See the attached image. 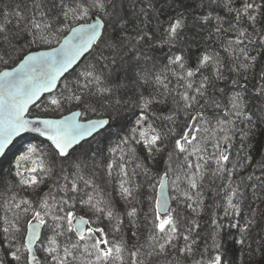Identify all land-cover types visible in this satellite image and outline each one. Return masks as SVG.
Returning <instances> with one entry per match:
<instances>
[{"label": "trees", "instance_id": "1", "mask_svg": "<svg viewBox=\"0 0 264 264\" xmlns=\"http://www.w3.org/2000/svg\"><path fill=\"white\" fill-rule=\"evenodd\" d=\"M34 2L41 7L35 8ZM65 2L70 6H87L86 0ZM247 2L252 0H118L116 10L123 19L116 24L110 15L112 9L108 15L90 10L87 16L77 18L69 13L64 20L59 16L60 8L52 7V0H0V27L4 29L0 32V71L13 67L33 50L58 45L73 26L88 22L95 15L108 22L98 45L62 80L57 91L46 95L31 109L30 115L59 117L80 109L83 119H111L106 133L96 136L81 158L72 155L79 152V146L64 165H59V158L53 163L54 148L47 140L30 134L20 138L13 151L1 161L2 264H27L26 226L33 220L34 210L44 211L40 207L42 200H47L50 212L45 216L43 235L37 245L40 264H55L46 251L51 238L60 244L56 255L65 259L66 264H98L91 248L93 241L79 240L75 232L66 230V221L53 219L69 210L75 216L88 217L89 227L103 228L109 246L122 249L121 259H112L106 264H133V261L136 264H211L217 255L221 257V264H264V93L259 91L264 87V0H254L262 6L254 27L246 17L235 19L237 10L242 12ZM4 13L8 14L7 18ZM41 13L47 14L43 22L52 23L53 30L51 34L43 33L46 41L32 43L29 20L34 16L41 22ZM209 13L210 22L199 19ZM177 17L183 19L184 27L173 40L168 30ZM221 23L228 31L217 34L214 28ZM230 24L236 30H230ZM241 29L252 41L246 40L245 45L255 60L237 71L228 41H234ZM205 52L218 53L223 65L221 71L225 78L214 81L217 88L208 89V95L219 101L221 108L205 103V99L185 108L181 94L186 84H193L188 94L194 95L195 87L204 76L214 79L213 65L201 68L192 78L186 76V70L199 66L198 59ZM177 55L183 57V69L172 63ZM122 65L127 69L136 68L135 76L130 79L129 75H116V69ZM88 71L102 81L84 90L95 94L85 95L83 103L67 101L65 98L73 92L84 95L80 89L86 83ZM157 76L163 83L156 82ZM100 87L110 91L98 93L96 89ZM235 96L242 98L244 116L239 119L228 116L234 124L224 126L225 131L221 132L217 121L225 118V106L230 107L229 101ZM53 98L61 100V107L51 105ZM145 101H150L147 107ZM169 116L173 119H167ZM246 117H251L250 122ZM143 119L161 136L153 149L145 147L140 136L139 125ZM188 131L197 139L181 153L175 141ZM30 147L36 150L38 159L36 171L30 175L35 176V184L31 183L32 177H25L27 173L18 164L20 156ZM224 150L229 160L218 165L216 160ZM165 173L176 233H160L155 229L156 199ZM190 180L195 181L196 188L191 187ZM73 183L78 189L75 193L68 191ZM121 185L129 189L130 195ZM89 197L104 210L102 213L84 203ZM229 198L235 208L229 206ZM64 200L69 203L63 204ZM133 208L136 214L129 216ZM108 211L113 213L111 219ZM58 232L63 235H57ZM169 234L173 237L171 243L161 253L159 244L165 243ZM65 247L72 255L65 257ZM13 253L21 259L15 260Z\"/></svg>", "mask_w": 264, "mask_h": 264}, {"label": "snow or ice", "instance_id": "2", "mask_svg": "<svg viewBox=\"0 0 264 264\" xmlns=\"http://www.w3.org/2000/svg\"><path fill=\"white\" fill-rule=\"evenodd\" d=\"M86 2L87 6H84V4L70 6L65 2V0H58V2L57 0H52V7L60 8L59 16H62L64 20L69 17V13H72L74 18L87 16L90 10L104 12L106 15H108L109 9H112L110 15L113 23L119 24L123 19L119 16L118 11L116 10L118 0H86ZM34 7L40 8L41 5L35 4L34 2ZM261 8L262 6L260 4H256L254 0H252V2L244 3L242 12L237 10L235 19L239 21L246 17L247 21L251 22L252 26L254 27L258 19L257 14L261 12ZM7 15V13H4L5 18H7ZM16 15L20 19H24V17L19 13H16ZM41 17L43 18L41 22H37L34 16L29 20L31 25L30 31L33 35L32 43H35L37 40L46 41L47 37L43 35V33L48 32L51 34V31L53 30L52 23L43 22V20L47 18V14L41 13ZM211 18V13H209V15L201 16L199 19L205 23H208L211 21ZM59 22L63 23L62 20ZM107 23V21H105L103 24L97 21L94 24H83L79 28H73L71 29L73 35L66 39L64 44L59 49H54L51 52H38L36 54L27 55L23 58L17 68H14L12 71L0 72V153H4L5 149L11 143L14 136L29 130L30 128L31 131L38 132L40 135L46 136L47 139L51 141L52 145L54 146L53 163H55L57 158L63 162L64 160L71 158V153L69 150L73 149L74 145H80L81 141H84L86 137L93 136L94 133H98L99 130H102L110 123L108 119L88 120L86 123H83L77 119L79 116H81L80 112H73L71 116L60 120L38 119L35 121H29L25 119V113L28 111V106L33 104L34 101L38 100L42 92H47L53 89L56 86L57 79L61 76V74L67 71V69L79 56L96 44L98 40L102 39L101 28L107 27ZM182 27H184L183 19L181 17H177L169 27V37L173 40L177 39ZM3 30V27H0V32H3ZM230 30H236L235 25L230 24ZM214 31L217 34H220L221 32L228 30L224 29L223 24L221 23L214 28ZM246 40L248 43L252 42L247 36L246 31L241 29L238 31V35L234 41L231 39L228 41V47L232 49V55L236 63L235 70L237 71L241 67H246L248 61L255 60V58L250 56L247 52L245 45ZM225 50L227 51L228 49L226 48ZM218 57V53L209 54L208 52H205L198 59L199 66L195 70H186V76L188 78H192L195 76L196 72L201 70V68L208 67L209 65H213L215 67L214 79L204 76L199 85L195 87L194 95L188 94V89H193V84L191 82L186 84L185 92L181 94V99L184 101L185 108H190L193 104H198L200 99H205V103H211L217 109L221 108L219 101L208 95L209 88H217V85L214 81L223 80L225 78L223 72L221 71L223 65ZM241 57H243V60H241ZM172 63L179 64L182 69L184 68L183 57L180 55L175 56ZM85 77L86 83L82 85L80 89L81 93H84L85 89L90 90L93 86L102 83L101 78L99 76H93L91 71L86 72ZM155 79L157 83H163L159 76H157ZM180 79L183 80L184 77H181ZM232 83L235 84L236 81L233 80ZM164 87L167 89V85H164ZM96 91L98 93H104L110 91V89L106 87H100L96 89ZM219 91L222 92L223 89H219ZM259 91L264 93V87L260 88ZM87 94L95 93L89 92L82 95L73 92L65 99L67 101L83 103L84 96ZM141 99H143V97H141ZM241 99V97L235 96L229 101L230 107L225 106V118L217 121V124L221 126V132L225 131L224 126L234 124L233 121L227 119L228 116L234 115L237 119L244 116V112L242 111V106L240 103ZM50 103L57 108L61 107L60 99L53 98L51 99ZM149 103L150 101H145L144 106L147 107ZM246 118L250 122L251 117ZM167 119L172 120L173 117L169 116ZM154 131L155 130H153V132ZM140 136L144 140L145 147L149 149H153L158 141L161 140V136L159 134H153L149 136L148 133L144 131L140 132ZM196 139L197 137L193 135L191 131L185 132L180 136L179 139L175 141V147L181 153L186 152V145H191ZM225 139H227V137H225ZM35 151L36 150L32 147L28 149L29 153H34ZM26 158L27 157H22L21 159ZM228 160V155L225 152H221L218 159L216 160V163L220 165L221 162H227ZM108 167L111 168L112 165L109 164ZM196 167L199 169L200 166L196 165ZM31 171L35 172L36 169L33 168ZM17 174L19 175V173ZM166 175L167 173H165V176ZM22 182L28 183L29 181ZM31 183H37L35 176L31 178ZM189 183L192 188L197 187V184L194 180H190ZM121 187L125 193L130 195L129 189L124 188L123 185H121ZM160 187L161 193L156 199L155 215L158 223L155 224V229H158L160 233H176V223L169 211L168 201L163 195V177L160 180ZM68 191L73 193L77 192L78 189L76 184L73 183ZM235 194L236 193L233 192V195ZM52 199L54 200L55 198L53 197ZM71 199L72 197H69V200ZM69 200H64L62 203L68 204ZM24 203L28 204V201H24ZM84 203H87L96 212L102 213L104 211L102 208L92 203L91 197H89L87 201H84ZM228 203L230 207H236V205L232 204L231 198H229ZM17 207H19V205H17ZM40 207L44 210L43 212L34 210L32 214V219L35 220L36 223L33 224L32 221L28 222V243L25 246L28 252V258H26L27 264H40L32 250V243L38 238L40 226L45 224V216L49 215L50 212L47 200H42L40 202ZM59 210L64 211V208H60ZM24 211L27 212L28 209L25 208ZM162 212L163 218L161 215ZM135 214V208H133L131 212L128 213L129 216H135ZM107 216L109 219H111L113 217L112 211H108ZM53 219L57 221H66V230L68 232H75L79 240H92L93 243L91 248L96 255V261L98 264H106V262L112 259H121L119 254L122 252V249L120 247L113 248L109 246V241L104 238L103 228H84L83 225L88 223L84 217H80L77 222L73 224V220L76 218L74 212L71 210L67 211L64 216H54ZM57 227H60V225L58 224ZM118 230L119 228L117 227V231ZM4 231L7 232L8 229H5ZM57 235H63V232H58ZM172 238V235L169 234L165 239V243L159 244L161 253L164 252L166 244L171 243ZM184 239L187 240L188 237L185 236ZM241 243H243V241H241ZM73 247H76V245H73ZM59 248L60 244L58 241L55 238H51L49 240V247L46 249V251L55 264H66L65 259H59L56 255ZM188 250L190 251L191 249L189 248ZM114 252L116 253L115 256ZM64 253L65 257L72 255L67 247L64 248ZM91 254L92 252H89V255ZM12 255L17 261L21 259V257L16 253H13ZM132 255L135 256L136 253H132ZM0 264H2V262H0ZM133 264H136V262L133 261ZM211 264H221V257L217 255L212 260Z\"/></svg>", "mask_w": 264, "mask_h": 264}, {"label": "water", "instance_id": "3", "mask_svg": "<svg viewBox=\"0 0 264 264\" xmlns=\"http://www.w3.org/2000/svg\"><path fill=\"white\" fill-rule=\"evenodd\" d=\"M97 21L101 22L102 24L105 22L104 19H102L100 16L98 15H95L93 16L88 22H84V23H79L75 26H73L71 29L73 28H79L81 25L83 24H94L96 23ZM70 31L63 37V39L60 41V43L54 47H51V48H46V49H37V50H33L29 53H27L25 56L27 55H30V54H36L38 52H51L52 50L54 49H59L63 44H64V41L68 38H70L73 33L72 31ZM105 31H106V27L104 28H101V36L103 38L104 34H105ZM101 41L98 40L96 44H94L91 48H89L87 51H85L81 56H79L74 62L73 64L67 69V71H65L64 73L61 74V76L57 79V82H56V86L51 89L50 91H47V92H42L41 95H40V98L36 101H34L33 104H30L28 106V111L25 113V119L29 120V121H35V120H38V119H56V120H60V119H63L65 117H69L71 116V114L73 112H80L81 113V116H79L77 119H79L81 122L83 123H86L88 120H99V119H108L110 121V123L108 125H106L102 130H99L98 133H94L93 136L91 137H86L84 141H81L80 145L83 144L84 142L86 141H91L92 139H94L96 136H98L99 134H101L102 132H104L105 130H107V128L110 126L111 124V119L109 117H93V118H89V119H83L82 118V110L80 109H77V110H73L69 113H66L62 116H59V117H51V116H39V115H30V111L31 109L36 106L46 95L48 94H51V93H54L55 91L58 90L62 80L70 73L72 72L82 61L83 59L89 54L92 52V50L96 47V45H98V43ZM24 56V57H25ZM23 57V58H24ZM23 58L16 64L14 65L13 67H8V68H4L3 70H1L0 72H3V71H12L14 68H17L19 66V64L21 63V61L23 60ZM38 126V125H37ZM34 135V136H37V137H40L42 139H45L47 140L51 146L54 148V146L52 145L51 141H49L47 139L46 136H42L40 135V133L38 132H34V131H31L30 128L29 130H26L24 132H21L19 133L18 135L14 136L12 138V141L11 143L8 145V147L5 149L4 153H0V163L1 161L5 158V156L10 152V150L15 146V144L17 143V141L26 136V135ZM80 145H74L73 146V149H70V153L73 152L74 149H76L77 147H79ZM224 152L226 153L227 151L224 150ZM164 188H163V195L164 197L167 199L168 201V208H169V211H171V208H172V198H171V194H170V189H169V180H168V175L164 176ZM161 193V187L159 186V190H158V194H157V197L158 195ZM161 215L163 216V212L161 213ZM80 217H84V219L86 221H88L87 224L83 225L84 228H87L89 227L90 225V221H89V218L86 217V216H79V215H76L74 219V224L77 222V220L80 218ZM32 223L35 224L36 221L35 220H32ZM43 231H44V225L40 226V229H39V233H38V238L35 239L32 243V250L33 252L35 253L36 257H37V245L43 235ZM28 243V224L26 226V233H25V245H27ZM28 258V256H27Z\"/></svg>", "mask_w": 264, "mask_h": 264}, {"label": "rangeland", "instance_id": "4", "mask_svg": "<svg viewBox=\"0 0 264 264\" xmlns=\"http://www.w3.org/2000/svg\"><path fill=\"white\" fill-rule=\"evenodd\" d=\"M129 69H127V66H119L116 71V75H118L119 73H122L124 76L126 75H129L128 77L131 79L133 78L135 75L134 72H137L135 69L136 68H133L132 67H128ZM139 130L140 132L141 131H144V132H147L149 135H153L155 134L150 126V123L146 120V119H143L139 125ZM103 134L106 133V130L104 132H102ZM93 139L91 141H86L84 142L83 144L80 145V149L79 152L75 153V154H72L74 156V158H81L84 154V150L86 151L90 146L91 144L93 143ZM17 145V143L15 144V146ZM15 146L10 150L9 153H11L13 151V149L15 148ZM81 150V151H80ZM9 153L7 155H9ZM22 157H27L26 159H21ZM37 163H38V159H37V156H36V152L34 153H29V152H26V154L20 156V158L18 159V164L22 170L23 173H27L25 177H29L31 175V173L33 171H31V169L33 168H36L37 166ZM58 163L59 165H64L65 164V160L62 162L60 159H58ZM30 177H33V176H30Z\"/></svg>", "mask_w": 264, "mask_h": 264}]
</instances>
